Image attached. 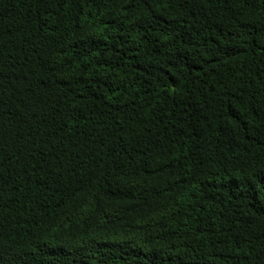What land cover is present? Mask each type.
Instances as JSON below:
<instances>
[{
	"label": "trees",
	"instance_id": "obj_1",
	"mask_svg": "<svg viewBox=\"0 0 264 264\" xmlns=\"http://www.w3.org/2000/svg\"><path fill=\"white\" fill-rule=\"evenodd\" d=\"M0 264H264V0H0Z\"/></svg>",
	"mask_w": 264,
	"mask_h": 264
}]
</instances>
